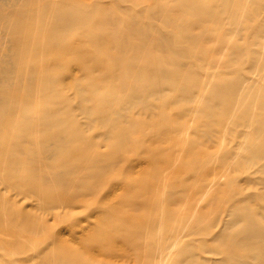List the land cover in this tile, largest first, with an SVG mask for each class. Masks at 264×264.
I'll return each mask as SVG.
<instances>
[{
    "label": "rangeland",
    "instance_id": "rangeland-1",
    "mask_svg": "<svg viewBox=\"0 0 264 264\" xmlns=\"http://www.w3.org/2000/svg\"><path fill=\"white\" fill-rule=\"evenodd\" d=\"M94 1L71 0L74 6H89ZM102 1L108 3L106 9L118 15L109 28L126 29L135 17L150 25L147 31L153 38L139 53L130 54L128 62L137 66L136 71L127 68L123 75L105 79L104 61L92 65L99 78L86 80L77 78L82 69L71 63L83 50L80 32L71 33L70 38L68 31L61 30L62 21L51 17L65 12V0H0V58L17 64L16 71L0 75V93L15 83L28 87L27 95H22L26 97L24 114L13 115L17 120L11 125H26L22 116L43 119L53 111L54 117H61L60 104L64 98L72 100L69 86L75 82L84 85L86 91L94 90L91 92L96 98L112 95L119 103L136 94L151 95L154 80L149 74L161 65L151 53L155 50L149 49L154 44H164V50L157 53L164 55V75L157 78L164 84V100L160 102L156 96L149 117L133 109L134 113L129 114L139 121L137 125H119L116 131L107 133L93 129L77 141L60 143L51 140L48 132L29 138V142L0 138V160L15 163L13 167H1L4 177L11 178L17 186L37 185L43 193L70 195L73 190V194L83 197V202L70 210L36 212L45 227L37 235L21 233L23 229L18 225L0 220V264H15L14 260L22 257L28 260L25 264H188L196 258L217 264L220 256L196 252L198 246H219L216 241L211 242V233L199 241L198 217L207 212L201 220L218 219L212 232L231 231L222 197L238 192L247 195L249 190L244 175L227 177L231 170L227 155L237 151L235 140L227 133L211 140H196L195 130L200 125L188 112L198 97H204L205 104L211 102L214 93L224 92L231 81L240 83L238 95L264 101V78L253 74L235 81L226 68L234 42L248 46L259 32L264 37V0H164L159 7L146 0ZM119 7L126 10L118 11ZM210 11L208 17L206 13ZM202 18L207 19L203 22ZM53 28L55 32H51ZM13 33L27 36L21 43L31 47L19 50L20 42L13 40ZM224 36V46L217 50ZM55 43L59 46L53 49ZM92 45L90 42L88 48L92 49ZM98 52L113 54L114 46L106 36ZM260 53L264 54V48ZM250 61L251 55L246 54L242 72H247ZM111 62L108 59L107 66ZM115 62L123 66L122 60ZM0 66L5 67V63L0 62ZM138 73L141 79H137ZM29 78L33 81L28 82ZM47 78L55 79V83L49 84ZM30 96L33 97L28 99ZM35 96L37 103L33 102ZM225 96H229V91ZM5 109L0 107V113ZM230 122L227 119L222 125ZM255 126L247 128L248 140L256 138L250 130ZM44 149L57 153L47 154ZM244 153L240 148L238 154ZM39 175L50 179L41 185ZM215 189L217 206L204 211L209 197L204 193ZM0 200L16 214L35 212L34 202L1 184ZM31 253L35 254L32 262Z\"/></svg>",
    "mask_w": 264,
    "mask_h": 264
},
{
    "label": "bare ground",
    "instance_id": "bare-ground-1",
    "mask_svg": "<svg viewBox=\"0 0 264 264\" xmlns=\"http://www.w3.org/2000/svg\"><path fill=\"white\" fill-rule=\"evenodd\" d=\"M65 1V12L53 14L51 17L52 19L55 18V20L62 21L61 30L68 31V34L70 33V38L72 37L71 33L75 31L80 32L81 41L79 42L82 44L83 50L81 54L77 55L75 60H71V63H76L78 67L82 69L83 73L82 75H77L78 79L86 78V80H91L99 78L97 71L94 69L92 71V65L97 63L101 65L104 61H106V66L104 68V74L106 75L104 77L105 79L110 78V76L123 75L127 68L132 71L137 70L136 65H130L128 58L130 54L139 53L144 44L148 42L150 38H153V35L147 31V27L149 28L150 25H146L133 17L126 29L120 27L109 28L110 23L118 19V15L110 9H106L108 3L102 0H95L94 3L89 6L80 4L74 6L71 0ZM146 1H148L150 5L159 7L164 0ZM124 10L126 9L121 7L118 8V11ZM206 14L209 17L211 11ZM162 15L163 14H161V16ZM206 19L207 18H202L201 20L205 22ZM233 28L236 29L237 24H235ZM51 32H55V28H53ZM101 32L106 36L107 41L113 44V54H99L98 51L105 42V36H103ZM229 33L232 34V29L229 30ZM132 36H134L133 40H131ZM157 36L159 37V35ZM162 36H164V34H162ZM26 37H17L16 34L13 35V40L20 42L19 46H21V48H19V50H27L31 47L27 43H21L26 40ZM262 38L264 37H262L259 32V34L250 41L248 46H242L234 42L229 49L226 68L235 81L245 80L248 76L253 74L260 75L264 78V54L260 53V50L264 48ZM222 40H226V36H224L221 41ZM69 42H71V39H69L68 43ZM90 42L93 44L92 49L88 48ZM229 44L230 38L226 46ZM58 46L57 43L52 45L53 49L58 48ZM223 46V41L221 43L219 42L217 50H221ZM226 46L224 49H226ZM52 47H50V49H52ZM149 50H155L151 53L155 59L159 60V64L161 65L159 69L153 70L149 74L154 80V84L151 86L152 90L149 92L151 95L136 94L135 98H126L121 103H119L116 98L111 97L112 95L106 98H96L97 95L91 92H94V90L86 91L84 85L75 82L70 84V88L68 87L71 91L72 100L70 101V98L67 97L64 98L60 104V109L62 111L61 117H54L53 111L52 113L48 112V117L43 119H27V117L22 116L20 118L23 120L22 122H27L26 125H11L12 122L17 120V118H13V115L24 114L22 112H24L23 105L26 97L22 95L24 93L27 95L28 87H24L18 83L8 85L4 88L6 90H2L0 93V107L6 108L0 113V122L4 124L0 125V138L29 142V138H33L41 132H48L51 140L60 143V141H77V138L82 137L87 131L93 129H104L107 130L104 133H107L109 131H116L119 125H137L139 121L136 122V120L130 116L131 113H134L131 112L133 109L149 117L152 109L156 105L154 103L156 102V96L159 97L160 102L164 100V84L162 82H157V78H159L160 75H164V65L161 61L164 60V55L158 56L157 54L158 51L164 50V44H154ZM7 52L9 53L8 50ZM246 54L251 55L252 61H250L249 67L245 69L247 70L245 73V71L242 72L241 70H243L242 63ZM4 58H0V62L5 63V67L0 66V75H4V73H7L9 70L16 71L17 64L14 61ZM110 58L112 62L107 66L108 59ZM116 60H122L123 66L115 62ZM56 64L57 63H51L52 66H56ZM136 77L137 79L142 78L140 73L136 74ZM54 80L55 79L52 80V78H47L46 82L53 85L55 83ZM27 81L32 82L33 78H29ZM227 83L229 86L223 90L224 92L220 94L214 93L215 95L212 96L214 99L211 102L205 104L206 99L204 100L202 96L198 97L197 101H195V106L193 105L188 113L191 119L195 118V120H197L196 125H200L196 127L195 130L196 140L198 138H201V140H211L213 136H219L220 134L224 135L225 133L229 134L233 141L235 140L236 144L234 148L237 151L228 153L227 155L229 166H231V170L227 174V177L233 174L235 177L244 175V180H247L245 186L249 192L247 195L239 192L234 193L233 196H231V194L226 196L225 194L223 195L222 201L227 205L225 209L227 210V217L229 218L226 217L228 219L227 226L230 229L233 228L227 233H224V230L212 232L218 219H216V221L210 219L208 222L201 220L203 215L206 216L207 212L202 213L198 217L197 236L199 241L205 239V236L211 233L213 235L211 237V242L216 241L219 246L213 248L206 247L205 245L198 246L196 252H198V255H200L199 253L212 254L211 252H213L214 254L212 255L221 257L217 264H264V111L260 112V110L264 109V101L256 102V97L246 98L242 95L240 96L237 94L240 91V83H232V81ZM228 91L229 96L223 97ZM38 94L41 93L38 92ZM42 96H44V94L40 97ZM32 97L33 96H30L28 99ZM34 99L36 100L33 102L37 103V96H35ZM57 100L60 101V99ZM188 100L190 101V99ZM159 105H162V103ZM31 111L35 110L33 109ZM159 114L163 115L164 113ZM180 115L181 113L178 117H180ZM227 119L231 120L230 125L225 124L226 126H223L222 123ZM249 125H256L254 128H250V130H253L252 132L256 134V138L252 137L250 140H248V134L246 133ZM242 147L245 153L239 155L238 153ZM43 152H47V154L51 155L57 153L55 150L46 149H44ZM4 165L13 167L15 163L11 160H0V184L5 188L17 191L18 195H21L24 200L29 199L35 203L34 214L24 213L23 215H19L11 211L8 206H6V202L0 200V220H2V222L6 221L18 225L20 229H23L20 230L21 233L32 236L40 234L42 230L45 229L42 223L43 221L38 219V214L36 212L46 214L58 209L70 210L74 204L83 202V197L77 195L76 192L73 194V190L71 189L70 195L62 193L58 195L49 191L43 193L40 188L37 189V185L26 187L18 183L17 186L11 178L7 176L4 177L1 168L2 166L4 167ZM41 176L39 175L41 179L38 180V182L41 185H45L50 177L48 175ZM242 190L243 189H239L238 191ZM214 192H217L216 189L211 193L208 191L204 193L209 194L203 206L205 208L204 211L216 208L217 196L213 195ZM148 205L149 203L146 204L145 208ZM134 207L130 208L132 209ZM16 250L17 249L14 251ZM34 255V253L30 255L31 262L33 261ZM26 261L28 260L22 257L15 259L14 263L25 264ZM209 262L207 258H196L193 259V261H189L188 264H210ZM40 264L47 263L46 261H40Z\"/></svg>",
    "mask_w": 264,
    "mask_h": 264
}]
</instances>
